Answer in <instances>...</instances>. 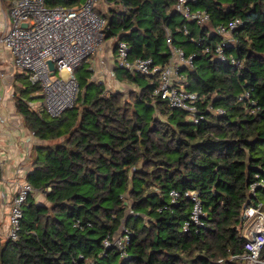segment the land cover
<instances>
[{"label":"trees","instance_id":"trees-1","mask_svg":"<svg viewBox=\"0 0 264 264\" xmlns=\"http://www.w3.org/2000/svg\"><path fill=\"white\" fill-rule=\"evenodd\" d=\"M12 1L3 0L5 7ZM83 1L45 0L69 8ZM102 3L104 13L95 9L106 19L105 39L125 40L131 57L166 63V27L176 46L196 53L194 66L183 71L188 88L206 95L203 118L188 120L183 110L151 94L154 81L118 65L119 77L139 89L107 92L102 82L82 75L74 107L50 117L31 105L42 95L26 77L15 106L45 143L30 160L26 180L35 190L23 205L18 236L0 237V264H242L230 257L244 251L243 210L264 202V187L249 190L257 174L264 177V0H201L198 5L210 13L204 26L175 20V0ZM235 17L242 24L225 52L239 65L202 50L220 40L207 32ZM245 92L249 96L240 99ZM153 106L155 115L142 109ZM2 173L0 166V179ZM171 189L180 193L176 203ZM191 189L199 192L203 224L184 231L192 207L184 191ZM34 192L44 193L47 203ZM123 229L130 238L124 249L106 248L104 239Z\"/></svg>","mask_w":264,"mask_h":264},{"label":"built area","instance_id":"built-area-1","mask_svg":"<svg viewBox=\"0 0 264 264\" xmlns=\"http://www.w3.org/2000/svg\"><path fill=\"white\" fill-rule=\"evenodd\" d=\"M201 0H175V9L183 19L198 26L207 25L210 13L206 8L198 6ZM98 0H84L78 7L69 8L61 4L48 6L45 0H13L9 9L10 21L4 25L0 33V45L11 53L14 67L24 73L31 83L38 84L42 99L37 107L42 108L50 117H59L72 109L77 103L81 87L75 70L84 60L94 55L105 39L106 19L95 9ZM2 4V1H0ZM242 24L239 17L220 23L210 29L220 36L219 41L203 45V52L218 58L220 62L239 65L232 53L225 49L236 44L234 32ZM183 33H188L186 25ZM203 39V38H202ZM202 39L197 44L202 45ZM166 44L170 56L166 63H156L152 57H131L130 47L123 39H117L116 56L118 66L131 73L147 76L156 84L151 94L159 97L172 108L186 113L188 120L197 123L203 118L201 105L206 95L188 88V81L183 69L192 68L196 53L186 54L185 50L176 46L169 28L166 27ZM54 64V70L48 61ZM248 92L239 98H247ZM207 109L215 113H223L220 107ZM34 135L33 132H31ZM7 161L6 154L0 149V166L3 169ZM29 168H19L16 176V188L7 203L8 237L16 239L23 215V205L28 195L35 189L26 180ZM258 178L249 185L250 192L264 187V177ZM171 201L176 203L180 193L175 189L169 191ZM184 195L192 201L189 218L182 223L184 231L190 226L203 224L202 203L196 189L184 191ZM2 200L1 203H3ZM241 231L244 237L243 253L231 255L230 259L240 258L242 264H264V202L248 206L242 213ZM130 238L126 229L112 237L105 238L106 248L115 247L123 250ZM221 261V260H220ZM83 264H93L85 261Z\"/></svg>","mask_w":264,"mask_h":264},{"label":"crops","instance_id":"crops-1","mask_svg":"<svg viewBox=\"0 0 264 264\" xmlns=\"http://www.w3.org/2000/svg\"><path fill=\"white\" fill-rule=\"evenodd\" d=\"M0 1H2L0 4L1 33V29L5 28L4 25L9 23L10 17L9 8L5 7L3 0ZM116 42V37L104 39L96 53L84 60L77 69L79 72L83 67L82 75L87 81L102 82L107 92L122 90V86L125 85V80L119 77L120 73L116 70L118 65ZM20 74L24 73L14 67L11 53L0 45V149L5 152L7 158L0 179V223L8 219L7 201L12 197L16 188L17 170L19 168L31 169L30 160L34 154V148L38 144L45 143L44 140L31 134L16 109L13 89L15 85L24 87L23 80L25 79ZM34 197L38 202L47 203L42 192H34ZM2 200H4L3 203H1Z\"/></svg>","mask_w":264,"mask_h":264},{"label":"rangeland","instance_id":"rangeland-1","mask_svg":"<svg viewBox=\"0 0 264 264\" xmlns=\"http://www.w3.org/2000/svg\"><path fill=\"white\" fill-rule=\"evenodd\" d=\"M99 6V7H98ZM199 6V5H198ZM97 7L101 10V12H105L106 11V8H107V6L106 5H104V3H102V0H98V2H97ZM174 19L175 20H177V21H179V20H182V17L179 15V14H175V16H174ZM85 67V66H84ZM78 69V68H77ZM76 73L75 74H77L76 75V77H81L82 76V74H83V67H81L80 68V71L78 72V71H75ZM16 75H17V73H16ZM21 76L23 75V78H25L26 79V76L24 75V74H20ZM125 81H124V83H125V85H123L122 86V91H124L125 93H128V92H130L132 89H139V86L137 85V84H135V83H133V82H130V81H128V80H126V79H124ZM141 81L142 82H144L143 81V78L141 79ZM22 88V86L21 85H15L14 86V94H18L19 93V91H20V89ZM14 98V97H13ZM39 103L40 102H38V101H36V102H33L31 105L32 106H39ZM146 113H148V114H151V115H155V114H157V108L156 107H148L147 109H145V108H142ZM6 219V218H5ZM4 219V220H5ZM6 223V225L4 226V224ZM7 231H8V219L6 220V221H4V222H1L0 223V237L3 239V240H6L7 239V237H8V234H7Z\"/></svg>","mask_w":264,"mask_h":264},{"label":"water","instance_id":"water-1","mask_svg":"<svg viewBox=\"0 0 264 264\" xmlns=\"http://www.w3.org/2000/svg\"><path fill=\"white\" fill-rule=\"evenodd\" d=\"M119 39H120V37H119ZM48 63H49L50 69L53 71L54 70V64H53V62L51 60H49Z\"/></svg>","mask_w":264,"mask_h":264}]
</instances>
